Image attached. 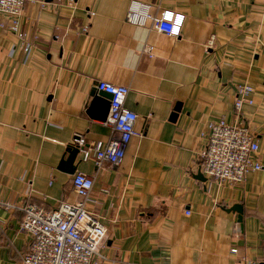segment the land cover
Returning <instances> with one entry per match:
<instances>
[{
  "label": "crops",
  "instance_id": "crops-1",
  "mask_svg": "<svg viewBox=\"0 0 264 264\" xmlns=\"http://www.w3.org/2000/svg\"><path fill=\"white\" fill-rule=\"evenodd\" d=\"M142 1L184 14L181 35L130 23L131 0H28L27 53L0 25V202L17 206H0V264L30 250L22 207L80 199L77 171L94 178L87 207L107 228L101 264H264V0ZM98 80L127 86L138 114L119 166L71 159L77 133L112 137ZM245 84L253 103L239 112ZM221 118H240L260 145L263 169L239 184L198 174L202 132Z\"/></svg>",
  "mask_w": 264,
  "mask_h": 264
},
{
  "label": "built area",
  "instance_id": "built-area-1",
  "mask_svg": "<svg viewBox=\"0 0 264 264\" xmlns=\"http://www.w3.org/2000/svg\"><path fill=\"white\" fill-rule=\"evenodd\" d=\"M28 0H0V14L4 17L0 25L22 39L21 48L29 52L32 42L21 30V18ZM72 4L74 0H69ZM185 15L166 9L160 14L152 11V5L142 0H131L127 20L135 25L149 23L158 31L170 36L181 35ZM212 43V41H211ZM150 56L153 47L144 48ZM96 89L110 98L109 116L104 122L112 131L108 142L89 143L82 133H77L74 145L78 147L82 160H94L98 167L104 162L119 166L127 148L139 132L136 129L138 114L126 107L129 88L107 80H98ZM253 87L245 84L238 88L235 107L240 112L244 104H252ZM206 146L200 154L198 169L219 184H239L252 171L263 169L257 159L260 145L247 123L240 118L228 122L224 118L210 121L202 132ZM74 189L79 196L76 202H64L56 210H48L37 203L22 207L25 212L20 228L31 238L30 250L23 254V264H101L105 256L101 253L107 237V228L94 212L87 207L94 188V178L82 171L73 175ZM5 208H16L12 203L0 202ZM190 214V211H188ZM234 253L237 248L232 249Z\"/></svg>",
  "mask_w": 264,
  "mask_h": 264
},
{
  "label": "water",
  "instance_id": "water-1",
  "mask_svg": "<svg viewBox=\"0 0 264 264\" xmlns=\"http://www.w3.org/2000/svg\"><path fill=\"white\" fill-rule=\"evenodd\" d=\"M100 96H106L107 98H109L108 102H109V109H110V98H111V96L109 94H107V93H104V92L100 93ZM105 117H107V116H105ZM104 119H106V118H104ZM78 154H79V149H78V147H75L73 149V151H72L71 159L72 158L75 159ZM198 174H199L200 177L201 176L203 177V173L202 172H199ZM232 209L239 212V220H242V209H241V206L240 205H236Z\"/></svg>",
  "mask_w": 264,
  "mask_h": 264
}]
</instances>
